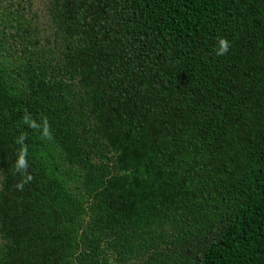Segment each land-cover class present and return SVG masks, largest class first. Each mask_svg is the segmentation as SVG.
<instances>
[{
	"label": "trees",
	"instance_id": "16d2710c",
	"mask_svg": "<svg viewBox=\"0 0 264 264\" xmlns=\"http://www.w3.org/2000/svg\"><path fill=\"white\" fill-rule=\"evenodd\" d=\"M14 1L0 264H264V0Z\"/></svg>",
	"mask_w": 264,
	"mask_h": 264
},
{
	"label": "rangeland",
	"instance_id": "374dc122",
	"mask_svg": "<svg viewBox=\"0 0 264 264\" xmlns=\"http://www.w3.org/2000/svg\"><path fill=\"white\" fill-rule=\"evenodd\" d=\"M17 1L18 0H15L13 3H15ZM47 1L48 0H31L32 11L36 14L35 20H34V18H31V23L32 24L37 23L42 31L45 29L48 30V18H47L46 5L49 4V2H47ZM24 2H26V0H24ZM193 244H195V242ZM193 244L185 246V251L183 253V257L189 256V254H190L188 251L189 249H196V251H192V253L194 252L193 254H195V252H196V254L200 253V251H197V248L199 246L197 247L196 245H193ZM199 248L201 249V247H199ZM167 251H168L167 248L162 249V253H166Z\"/></svg>",
	"mask_w": 264,
	"mask_h": 264
},
{
	"label": "clouds",
	"instance_id": "9594fccd",
	"mask_svg": "<svg viewBox=\"0 0 264 264\" xmlns=\"http://www.w3.org/2000/svg\"><path fill=\"white\" fill-rule=\"evenodd\" d=\"M217 47L215 48V54L217 56H223L226 55L230 49V42L224 38V37H218L217 38ZM19 167L20 168H24L26 167V161L21 158V160L19 161ZM29 179H31V177H29ZM17 189L19 190H23V183H19L16 185Z\"/></svg>",
	"mask_w": 264,
	"mask_h": 264
}]
</instances>
